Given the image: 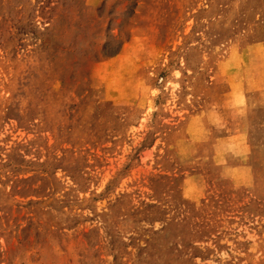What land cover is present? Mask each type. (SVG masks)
<instances>
[{
  "label": "rangeland",
  "instance_id": "374dc122",
  "mask_svg": "<svg viewBox=\"0 0 264 264\" xmlns=\"http://www.w3.org/2000/svg\"><path fill=\"white\" fill-rule=\"evenodd\" d=\"M0 264H264V0H0Z\"/></svg>",
  "mask_w": 264,
  "mask_h": 264
}]
</instances>
